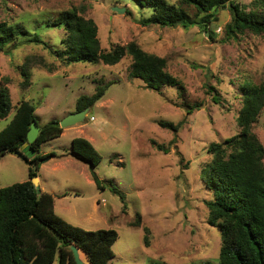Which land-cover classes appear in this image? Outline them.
<instances>
[{"label":"rangeland","instance_id":"obj_1","mask_svg":"<svg viewBox=\"0 0 264 264\" xmlns=\"http://www.w3.org/2000/svg\"><path fill=\"white\" fill-rule=\"evenodd\" d=\"M238 1L250 7L251 0ZM71 6L94 19L103 49L136 40L145 50L164 56L168 71L182 81V92L171 84L159 90L145 87L143 79L129 75L127 54L115 64L62 62L48 47L64 46L65 30L48 25L47 20ZM188 10L193 17L194 8ZM150 13V7L135 0H0V20L22 22L30 34L38 33L45 41L20 40L0 50V82L8 78L12 102L7 116L0 118V128L23 97L36 105L38 122L44 123L76 110L80 94H91L97 84L113 81L83 121L42 144V150L54 155L39 163L37 173L48 179L41 191L53 194L55 212L68 222L117 231L108 264L214 260L221 244L220 227L209 220L205 201L213 192L203 180L201 167L211 159L210 142L223 141L239 131L240 84L245 79H264V32L244 30L227 36L228 5L215 12L206 31L198 23L186 27L141 24L139 19ZM34 55L51 63L52 71ZM30 56L31 84L22 89L18 65ZM192 102L201 106L187 112L185 105ZM159 119L182 122L174 131L159 125ZM263 121L262 111L252 129L264 145ZM76 135L88 138L101 155L93 168L99 187L87 161L73 154L71 160L60 157L70 154L69 141ZM151 139L166 149L157 148ZM27 168L21 155L5 152L0 157V187L27 179ZM110 180L125 193L124 202L111 191ZM136 213L140 223L134 226ZM143 225L149 228L148 244ZM80 257L88 262L82 251ZM46 264H58V258Z\"/></svg>","mask_w":264,"mask_h":264},{"label":"trees","instance_id":"obj_2","mask_svg":"<svg viewBox=\"0 0 264 264\" xmlns=\"http://www.w3.org/2000/svg\"><path fill=\"white\" fill-rule=\"evenodd\" d=\"M135 1L151 8L149 15L139 19L143 25L186 27L198 23L206 31L215 18V12L228 5L231 19L225 24L227 36L244 30L264 32V0H251L248 8L238 0H177L176 3L167 0ZM189 8H194L193 17L188 13ZM47 24L61 26L65 30V36L61 39L64 46L48 47L64 63L100 60L115 64L127 54L131 59L129 75L143 79L145 87L159 90L163 84H171L180 87L181 92L184 89L182 81L166 68L165 57L145 50L136 40L103 49L94 19L82 14L75 6L62 10L54 19L47 20ZM209 35L212 37L211 33ZM20 40L45 44L38 33L30 34L24 23L0 20V50ZM34 57L48 70L54 68L51 63L45 62L43 56ZM30 58L26 57L18 65L22 89L31 84ZM7 82L6 76L0 82V118L7 116L12 107ZM111 82L97 84L91 94H80L75 109L91 107L103 96ZM240 90L242 105L237 115L239 131L223 141L210 142L208 151L211 159L201 167L203 180L213 192L212 198L205 201L209 220L212 223L217 221L220 227L218 256L214 260L206 259L193 264H264V145L252 129L260 113L264 112V79L259 82L245 79L240 84ZM213 98L217 99V95L213 94ZM185 106L186 111L190 112L199 108L201 102L186 103ZM35 108L36 105L24 97L16 103L13 115L0 128V157L7 151L14 152L27 140L31 122L38 121ZM157 122L176 131L182 121L159 119ZM38 124L40 130L30 142L34 152L31 156H23L28 165V178L0 187V264H46L55 257L58 264H77L70 247L72 243L91 264H108L114 255L111 245L117 231L112 227L86 229L68 222L55 212L53 194L37 190L33 184L31 178L37 176L40 159L50 154L40 151L41 144L59 136L63 130L55 117ZM151 142L159 149H166L165 144L155 139H151ZM69 153L90 164L91 176L97 186H101L93 170L101 155L90 140L81 135L73 136ZM109 184L111 191L124 202L125 193L111 180ZM136 215L132 222L134 226L140 223V214ZM143 230L144 241L148 244L149 228L143 225ZM149 264L167 263L152 260Z\"/></svg>","mask_w":264,"mask_h":264},{"label":"water","instance_id":"obj_3","mask_svg":"<svg viewBox=\"0 0 264 264\" xmlns=\"http://www.w3.org/2000/svg\"><path fill=\"white\" fill-rule=\"evenodd\" d=\"M115 9L117 11H123L124 7H115ZM89 108H90L89 106H85L82 109L74 110V111L67 113L66 115H64L63 117H61L59 119L60 126L65 127V126L73 125L77 122L83 121L88 110H89ZM39 130H40V125L38 124V121H32L29 129L27 130V134H26L27 140L22 145H20V147L17 150H15L14 153L19 154L22 157L24 155L31 156L33 154L34 150L32 149L30 142H32L36 138ZM51 155L52 154H48L46 156H43L40 159V162L49 159L51 157ZM31 180H32L33 184L35 186H37V190H39L38 182H37V176H33L31 178ZM70 247L72 249L74 260L77 264H91V262L88 258H87L88 262H86L85 260H83L80 257L79 248L74 243H72L70 245Z\"/></svg>","mask_w":264,"mask_h":264},{"label":"crops","instance_id":"obj_4","mask_svg":"<svg viewBox=\"0 0 264 264\" xmlns=\"http://www.w3.org/2000/svg\"><path fill=\"white\" fill-rule=\"evenodd\" d=\"M40 123V122H39ZM42 124V123H41ZM68 128V129H67ZM70 128H71V125H68V126H65V127H63V130L61 131V133H60V135L59 136H57V137H54V138H52V139H49L50 141L51 140H53V139H57V138H59L62 134H64L65 132H67L68 130H70ZM70 137H71V135H70ZM73 137V136H72ZM49 140H47V141H45V142H48ZM70 141H71V138H70ZM70 141H69V147H70ZM45 142H43V143H45ZM42 143V144H43ZM42 144H41V146H42ZM40 151L41 152H43V153H45V152H48L47 150H42L41 149V147H40ZM50 153H53V152H50ZM54 154H52L51 155V157L53 156ZM60 157H64V158H66V159H70L71 160V154H68V155H61ZM37 182H38V187H39V190H43V189H45L44 188V185H45V183L47 182V177L46 176H40L38 173H37ZM80 252V251H79Z\"/></svg>","mask_w":264,"mask_h":264},{"label":"bare ground","instance_id":"obj_5","mask_svg":"<svg viewBox=\"0 0 264 264\" xmlns=\"http://www.w3.org/2000/svg\"><path fill=\"white\" fill-rule=\"evenodd\" d=\"M79 255H80V252H79Z\"/></svg>","mask_w":264,"mask_h":264}]
</instances>
